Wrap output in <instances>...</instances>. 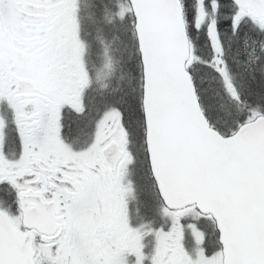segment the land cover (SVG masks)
I'll list each match as a JSON object with an SVG mask.
<instances>
[{"label":"snow or ice","instance_id":"6c2138e0","mask_svg":"<svg viewBox=\"0 0 264 264\" xmlns=\"http://www.w3.org/2000/svg\"><path fill=\"white\" fill-rule=\"evenodd\" d=\"M0 264H264V0H0Z\"/></svg>","mask_w":264,"mask_h":264}]
</instances>
